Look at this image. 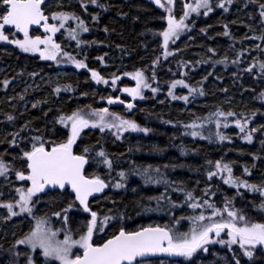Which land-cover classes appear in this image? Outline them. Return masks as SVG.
Segmentation results:
<instances>
[{"label": "trees", "instance_id": "1", "mask_svg": "<svg viewBox=\"0 0 264 264\" xmlns=\"http://www.w3.org/2000/svg\"><path fill=\"white\" fill-rule=\"evenodd\" d=\"M219 2L212 0L213 10L207 16L201 12L186 21L188 28L174 42L169 41L167 52L171 54L167 57L160 35L167 27V16L141 0H97L95 5L91 0H59L57 12L79 17L89 31H80L78 21L69 19L65 27L69 33L76 29L81 43L77 44L76 40L63 43V54L56 60L45 62L13 50H0V68L5 69L0 75V96H3L0 97V160L9 168L6 176H0V196L6 200L3 203L14 204L16 189L27 188V182L17 180L15 173L20 165L26 172L23 152L31 150L34 137H39L50 149L52 142L67 139L70 125L66 128L60 124L61 116L80 111L85 118L97 120L98 117L91 115L93 110L107 108L109 113L150 131L123 132L117 139L115 128L101 132L99 127H88L73 145L74 154L86 156L85 175L99 176L108 184L106 195L89 203L99 219L105 215L112 217L103 232L94 231V241L105 234V238L111 237L121 227L136 231L142 227L166 226L173 232H190L194 227L191 218L201 214L206 217L201 224L225 222L229 219L223 211L226 201L231 202L228 205L231 210L245 215L250 222L264 223V211L260 207L264 196L258 191L225 184L228 173L215 168L216 161H220L231 167L233 178L264 187V97L261 96L264 72L259 67L264 63V40L258 38L264 34L259 7L264 0H232L231 4H225L227 12L217 7ZM175 7L173 14L179 19L184 10L180 0L175 1ZM93 16L97 19L93 20ZM225 30L229 35H224ZM73 59L86 66L77 68ZM92 71L99 74L101 82L92 78ZM137 71L143 73L149 86L141 89L143 98L135 103L128 101L133 107L126 112L119 102L127 101L122 89L136 82L126 73ZM115 77L119 79L113 84ZM40 78L51 80V86L20 94L25 82L34 85ZM176 80L203 90L204 95L199 92L190 95L188 88L178 85L173 94L188 96V101L173 100L168 92ZM4 81H8L7 85ZM56 88L61 90L56 92ZM153 88L157 89L155 93ZM109 97L116 102L109 104ZM25 100L33 102L22 110ZM217 110L234 115L217 118L212 115ZM8 116L13 119L9 121ZM105 119L111 122L113 117L109 115ZM237 119L247 121L245 131L251 134V142L236 127ZM193 122L202 125L196 129L200 136L193 137L190 134L193 129L185 127ZM253 128L257 131L251 132ZM217 132L226 139L221 141ZM86 147L88 153H84ZM101 150L112 161L111 169L97 155ZM149 165L159 168L169 183L145 184L139 175L133 174L135 169ZM121 171L126 173L124 180L118 175ZM209 171L216 172L211 179ZM117 182H122L124 187L115 188ZM5 192H11L9 198L4 196ZM187 193L192 194L191 200ZM162 194L164 199L158 207L157 201L150 198ZM33 201L32 214L7 218L6 226L0 229V264L24 263L26 256L16 240L33 229L37 214L62 234L69 231L66 225L72 232L74 222L79 234L86 231L91 215L84 214L76 203L66 213L67 221L64 219L62 209L73 201L68 193H52ZM205 201L214 208H209ZM192 203L200 207L194 209L189 206ZM214 209L219 210L216 216H212ZM0 210L8 216L6 208ZM55 212H61V216H55ZM211 235L213 239H228L227 230L219 238ZM206 247L207 252L198 250L190 260L164 263L235 264L233 251L226 244L213 243ZM232 249L239 254L238 245H232ZM17 251L21 253L19 257ZM39 254L33 252V262L45 264ZM239 258L241 264H264V246H257L251 260L242 254Z\"/></svg>", "mask_w": 264, "mask_h": 264}, {"label": "snow or ice", "instance_id": "2", "mask_svg": "<svg viewBox=\"0 0 264 264\" xmlns=\"http://www.w3.org/2000/svg\"><path fill=\"white\" fill-rule=\"evenodd\" d=\"M174 0H167V5H172ZM45 0H0V41H6L10 44L16 45L23 52H39L41 59L45 60H56L60 50V45L53 41L52 35L55 34L61 28H64L65 22L69 19H75L78 21L77 28L82 32H88L89 29L85 25V22L79 17L72 14L60 12L53 13L51 19L59 21V26L56 24H50L49 17L45 15L42 5ZM92 4H97V0H91ZM154 3L159 5L169 13L167 17V27L160 33L163 37V46L165 48V57L171 53L167 52L169 41H175L179 38V35L188 28L185 23L192 13H200L203 9V15L207 16L212 12L213 8L210 4V0H194L193 3H185L183 14L179 19H176L172 15V7H166L165 4L161 3V0H154ZM231 4L232 0H220L217 7L222 8L225 12L228 8L225 4ZM103 7V5H98ZM84 7V4H81ZM261 21L264 22V3L259 5ZM93 20L97 17L93 16ZM32 25H40L43 27L46 35L41 37L37 35L35 37L30 35L29 29ZM5 26H11L15 29L16 33H22L23 39H9V36L5 34ZM226 27V26H225ZM11 31V29H7ZM107 31V29H105ZM203 31V29L201 30ZM70 36L73 40L80 44L81 41L78 39L79 33L76 29L70 31ZM224 35H229L228 31L225 30ZM247 38V37H246ZM259 39L264 40V34ZM41 45L44 46L41 49ZM259 47V46H257ZM209 51H213L209 49ZM67 55V53H65ZM70 59H72L70 57ZM73 63L77 68H84L86 65L82 61H76L73 59ZM260 69L264 72V63L260 64ZM252 71L251 68L247 69ZM92 78L98 83L101 82V77L96 71L91 72ZM130 75L133 80L136 81L135 88H124L123 92L128 93L134 99L136 97L143 98L141 95V89L148 87L149 85L145 82L144 75L141 71L133 73H126ZM119 77H115L112 83L115 84ZM206 79V78H205ZM107 83V81H103ZM7 85L8 81H4ZM178 85L188 88L189 94L199 92L200 95H204L203 90L190 87L183 80H176L172 82L169 87L168 95L173 99H182L185 102L188 101V96L177 97L173 94V89ZM61 89L56 88L54 91L59 92ZM157 89L153 88L152 92L155 93ZM264 97V93L261 94ZM119 100V98H116ZM114 101L111 97L108 98V103L113 104ZM124 103L123 101H119ZM35 107V105H33ZM132 104H128L127 108L131 109ZM92 116L98 117L97 120H90L85 118L80 111L73 112L68 116H61L58 122L64 127L68 128L70 125L69 133L66 141L55 143L52 142L50 150L45 147L44 141L39 137L33 138V144L30 151L23 152V159L26 161L27 171H16L15 175L17 180L30 182V186L25 188H17L16 192L19 199L15 203H0V207L6 208L8 217L17 216L22 213L32 214L33 197L37 196L38 193H43L46 187L59 188L67 191L66 185L70 186L71 191L75 194V201L79 202V205L83 208L85 213L91 215V219L88 220L86 231H84L79 239H73L71 234L65 233L63 240L56 239L57 232L51 229L43 227L47 222L44 218L37 219L35 227L22 239L16 240V245H25L32 251L40 249L42 255L45 258V264H49L51 261L57 262V264H140V260L137 258H144L149 254L164 253L168 256L183 257L186 260H190L198 250L208 251L206 247L209 244L219 243L221 245L226 244L230 251H233L232 259L235 264H241L239 255L247 257L249 260L253 258L254 250L257 246H264V223L250 222L245 215L240 214L236 210H231L228 205L230 201H226V206L223 209L227 212L229 219L225 222H212V223H199L206 220V217L201 214L198 217H193L192 223L194 227L190 232L181 233L173 232L169 228L165 227H142L136 231H126L123 227L120 228L119 232L113 234L111 238L105 240L102 244L93 243L94 231L103 232L105 226L112 217L105 215L103 219L98 218V213L91 211L89 208L88 198L94 193L102 192L108 184L105 183L99 176H93L88 178L84 175V166L88 163L85 155H76L73 152V145L76 143L77 138L80 137L83 129L92 127H99L100 131L103 132L105 129H116L117 139L120 138V134L123 132H143L147 134L150 129L141 128L137 123L132 120L124 119L114 113H109L107 108L93 110ZM111 115L113 120L111 122L106 121V116ZM214 117H230L234 113H224L217 110L212 114ZM12 116H8V120L11 121ZM206 120H211V117H206ZM236 127L239 128L240 132L245 134L244 139L251 142V134L246 133L247 121L242 122L237 119L235 121ZM217 128L220 127L219 119L216 120ZM227 127V124L224 125ZM186 128H191L193 131L190 133L193 137L200 136V132L196 131L197 128L202 125L193 122L192 124L185 125ZM257 129H251V132H256ZM216 136L222 141L226 139L219 132ZM203 138V136H201ZM15 143V140H13ZM184 150L182 149V152ZM89 149L86 147L84 153H88ZM97 155L103 158V163L108 166L109 169L112 167V161L108 159L104 151H100ZM211 163V162H209ZM167 167V166H165ZM215 168L219 172H227L228 177L224 178V183L233 185L237 188L243 187L249 191L260 192L261 196H264V187H260L254 184H249L247 181H241L238 178H233L232 169L227 164H221L220 161H216ZM8 166L0 160V176H6L8 173ZM248 173V169H245ZM139 175L145 184H168L169 181L163 178L159 168L153 169L151 165L141 169H135L134 173ZM250 174V173H249ZM121 180L126 179V173L121 171L118 174ZM216 175V172L209 171L208 177L211 179ZM115 188H123L122 182H117L114 185ZM189 200L192 199V194L187 193ZM157 201L158 207L160 201L164 199L162 194L160 197H153ZM75 201L68 204L67 208L62 209L65 213L64 219L67 221L66 213L74 206ZM209 208H214L213 205L208 204V201L204 202ZM175 206V205H173ZM192 208L200 207L197 203L189 205ZM261 210L264 211V203L261 204ZM15 208H19V213L15 211ZM219 210H213L212 216H216ZM55 216H61V212H55ZM208 219H211L209 217ZM227 230L228 239H213L211 234H214L216 238L221 236V233ZM232 245L239 246V254L233 249ZM15 247V245L13 246ZM78 248L82 250V254H73V249ZM17 257L21 255L20 252L15 253ZM27 255L26 264H34L31 254ZM163 264V262H162Z\"/></svg>", "mask_w": 264, "mask_h": 264}, {"label": "rangeland", "instance_id": "3", "mask_svg": "<svg viewBox=\"0 0 264 264\" xmlns=\"http://www.w3.org/2000/svg\"><path fill=\"white\" fill-rule=\"evenodd\" d=\"M181 1V3H182V5L184 6V4L185 3H193L194 2V0H180ZM167 3V2H166ZM58 4H59V0H45V3L42 5V7H43V9L45 10L44 12H45V14L49 17V20H50V24H56L57 26H59V21H54V20H52L51 19V16H52V14L53 13H60V12H57V10H59L60 8L58 7ZM210 4H212V0H210ZM166 5V7H172V15L174 16V4H172V5H167V4H165ZM162 11H164V13L166 14V16L168 17V15H169V13L165 10V8H163L162 9ZM204 10L203 9H201L200 10V13L201 12H203ZM65 13V12H64ZM199 13V14H200ZM199 14H197V13H192L190 16H189V18L188 19H190L191 18V16H196V15H199ZM187 21V20H186ZM186 21H185V23H186ZM68 21H66L65 22V25H66V23H67ZM62 30H65V31H67V33H65V34H63V33H61V31ZM12 33H14L12 30L11 31H8L6 28H5V34L6 35H8L9 36V39L11 40V39H23V38H19V37H17L16 35H12ZM52 34V33H51ZM37 35H39V34H34V35H31V36H33V37H35V36H37ZM61 35H62V37L64 36L65 37V39L66 38H68V36H70V34H69V31L66 29V27L64 26V28H61L58 32H56L55 34H52V36L54 37V39H53V41L56 43V44H59L60 45V50H59V53H58V55H57V57H60V56H62V54H63V48H62V46L64 45L63 43H62V39L63 38H61ZM41 36V35H40ZM41 37H43V36H41ZM71 37V36H70ZM71 47H73L74 45H70ZM41 47V49H43L44 48V46L43 45H41L40 46ZM11 48H14V49H12L13 51H16V52H20V53H23V54H26V55H31V56H34V57H37L39 60H41V61H45V62H47V61H51V60H45V59H41V57H40V54H39V52H28V53H25V52H23L21 49H19L16 45H14V44H10V43H8V42H6V41H0V50H5V51H9ZM65 58V57H64ZM3 71H5V69H1L0 68V75H1V73L3 72ZM34 82V81H33ZM26 84H24L23 86H22V90L20 91V94L21 93H25L27 90H30V91H32V90H34L35 92H39V90L40 89H44V88H46V87H49V86H51L50 84H51V80H49L48 78H40V79H38L36 82H34V85H32L31 83H29V82H25ZM136 87V82L134 83V85L132 84V85H130V86H128V87H125V88H135ZM124 89V88H123ZM20 94L19 95H17V97H20ZM122 95L126 98V102H124L123 103V105H124V110L126 111V112H128L130 109H128L127 108V105L128 104H132L131 102H129L128 103V101H131L132 100V102H137V100L138 99H140V97H136L135 99L131 96V95H129L128 93H126V92H123L122 91ZM141 95H142V93H141ZM0 97H3L2 95L0 96ZM32 100H25V102H23V104H22V106H21V109L23 110V109H25V107H27V106H29L30 104H32ZM134 102V103H135ZM132 109V108H131ZM25 166H26V164H25ZM21 168H22V165H20L19 166V171H22L21 170ZM21 182H25V181H21ZM20 187H23V183H22V185H20ZM28 187V186H27ZM24 188V187H23ZM2 193H3V191H2ZM5 195V197L6 198H9V196H10V194H11V192H5L4 193ZM19 199V196H18V194H17V197L15 198V200H18ZM6 200H4V199H2V197L0 196V203H3V202H5ZM16 210V212H18L19 213V208H16L15 209ZM6 217H8L5 213H4V211H2V210H0V229H3V227H5L6 226V220H8ZM36 217H38V218H35V223H34V227H35V225H36V222H37V219H39V218H42L41 216H39V214H37L36 215ZM76 226H77V224L74 222V223H72V232H69L70 231V229H69V227L66 225V229L67 230H69L67 233L68 234H71L72 235V237H73V239H79V237H80V235L81 234H79L77 231H78V228H76ZM33 227V228H34ZM43 227H45V228H48V229H51L52 231H55V232H57V237H56V239H58V240H63V238H64V235H65V233L64 234H62L61 233V231H59V230H55V228L54 227H50L49 225H48V222H46L44 225H43ZM63 228V227H62ZM71 228V227H70ZM74 231V232H73ZM183 233H185V232H183ZM94 235V234H93ZM104 236H106V234L105 235H101V237L99 238L100 240H102V239H104L105 237ZM22 246V248H23V250H22V253L26 256V258H24V263H22V264H26V262H27V255L26 254H31V256L33 255V252H35V251H38V252H40V256L45 260V258L43 257V255H42V251L40 250V249H36L35 251H32L31 249H29L27 246H25V245H21ZM80 251H82V250H80V249H78V248H74L73 249V254L75 255V254H80L79 252ZM167 263V262H166ZM166 263H164L163 262V264H166ZM35 264V263H34ZM49 264H57V262H55V261H51V262H49ZM141 264H150V263H141ZM151 264H162V261H158V262H156V263H151Z\"/></svg>", "mask_w": 264, "mask_h": 264}, {"label": "water", "instance_id": "4", "mask_svg": "<svg viewBox=\"0 0 264 264\" xmlns=\"http://www.w3.org/2000/svg\"><path fill=\"white\" fill-rule=\"evenodd\" d=\"M142 1L151 4L156 10H158V9L161 8L159 5H157L156 3H154V0H142ZM6 28L7 29H13L15 31V29L14 28H11V26H6ZM33 30H39L41 33H45L43 27L40 26V25H32V26H30L29 32L30 31H33ZM19 34L21 36H23L22 33H19ZM86 166H87V164H85V166H84V172H85ZM66 189L69 190V192L72 193L75 196V194L71 191L70 186L66 185ZM54 191L64 192V190H61L58 187L57 188H54V189L51 188V187H46V189H45V191L43 193H46V192H54ZM107 191H108V189L106 187L102 192H100V193H94L92 196H90L88 198V203L90 201H92V200H95V199H98V198L104 196L107 193ZM38 194H42V193H38ZM76 202L79 205V202L78 201H76ZM79 207L81 209H83L80 205H79ZM137 259L140 260V262L149 261V260H152V259H166V260H169V261H172V262H177L180 259V257L168 256L167 254H164V253H157V254H154V255L153 254H149V255L145 256L144 258H137Z\"/></svg>", "mask_w": 264, "mask_h": 264}, {"label": "flooded vegetation", "instance_id": "5", "mask_svg": "<svg viewBox=\"0 0 264 264\" xmlns=\"http://www.w3.org/2000/svg\"><path fill=\"white\" fill-rule=\"evenodd\" d=\"M142 1V0H141ZM175 1H178V0H174V2H173V4H174V11H176V7H175ZM143 2V1H142ZM167 2V0H165V1H162V4H167L166 3ZM149 6H151V5H149ZM152 7V6H151ZM153 8V7H152ZM163 9V8H162ZM47 35H52L51 33H48ZM17 36V35H16ZM18 37V36H17ZM52 38L54 39V37L52 36ZM68 192H66V193H63V194H67ZM69 194V193H68ZM42 196H46V195H42ZM42 196H39V197H35L36 199H38V198H40V197H42ZM74 198V197H73ZM74 201V200H73Z\"/></svg>", "mask_w": 264, "mask_h": 264}]
</instances>
